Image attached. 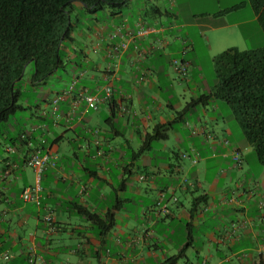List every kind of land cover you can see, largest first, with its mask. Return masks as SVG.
<instances>
[{
  "label": "crops",
  "instance_id": "obj_1",
  "mask_svg": "<svg viewBox=\"0 0 264 264\" xmlns=\"http://www.w3.org/2000/svg\"><path fill=\"white\" fill-rule=\"evenodd\" d=\"M167 1L169 7L154 9L152 23L144 17V8L135 17L131 14L134 9L126 6L121 12H110L111 24H100L90 31L104 43L103 48L100 46L95 51L102 53L101 58L107 62L106 65L87 62L89 66L79 72L72 71V81L77 80V87L72 94H65L58 121L47 132L37 125L30 127L31 133L36 135V146L42 143L45 151L51 150L58 157V166L48 168L41 177L40 203L22 199L24 190L34 187L37 182L34 186L26 185L20 193L13 192V183L22 178L19 172L22 170L25 175L28 166L24 156L15 153L14 148L5 149L10 157L4 158L0 176L12 174L14 180L9 186L12 192L0 190V204L4 202L6 206L4 210L0 209V218L11 212L19 214L20 218L16 226L11 219L7 221V229L3 228L4 219H0V235L8 241L4 252L11 257L10 261H5L4 252L1 253L0 264H33L31 259L35 260L34 264H171L169 259L181 251L184 254L176 264L264 263V208H260L264 192H259V185L249 190L244 182L238 188L228 187L226 180L222 182L221 178L214 177L208 190L195 192L201 190L200 170H195L193 184H186L181 175L188 170L187 165L195 167L193 160L198 154V162L203 158L208 162L215 157L212 153L205 157L195 144L186 160L176 151V142L187 143L181 134V130L187 129L180 128L179 123L186 125L189 114L183 118L178 114L181 103L174 100L173 77L179 74L172 67V62L180 56V61L188 64L189 71L192 68L201 70L197 57L188 58L191 51L196 50L193 35L188 30L182 32L180 27H195L201 31L209 29L214 34V31L229 27H257L260 25L258 15L249 0H242L233 5L232 10L242 8L248 12V19L236 22L218 20L217 15L222 13H217L196 23L185 21L179 24L181 7L178 0ZM165 14L171 16L175 23L167 21L164 25ZM140 26L155 28L157 32L138 38L134 34ZM214 36L217 37L216 47L222 48V40L218 35ZM199 37L204 41V34H199ZM122 43L127 44L126 49L120 46ZM199 76H202L201 71ZM71 82H64L60 91L66 92ZM187 82L195 88L192 90L185 86L183 93H194L192 98L211 92L207 81L187 79ZM106 85L112 87L110 102L116 107L114 118H111V103L100 104L98 110H91L84 100L79 101L81 92L85 90L101 96ZM41 91L46 90L41 88ZM47 92L50 100L59 91ZM46 108L42 107V110ZM207 108L202 106L204 114ZM102 118L106 130L99 124ZM158 124L168 130V137L158 142L161 151L138 155L136 152L140 150L146 134ZM61 126H64L63 130ZM171 132L175 134L176 142L170 141ZM195 132L192 134L203 135L207 146L211 144L205 128ZM67 134L75 135V138L66 139ZM118 138H123V142L117 141ZM169 141V145L163 147V142ZM223 149V157L232 160L229 167L242 170L246 158L241 148ZM236 155L241 159L237 166L233 164ZM175 158L181 159L182 163L174 164ZM158 165L165 168L170 179L168 184L158 183L162 170H159V175H150L148 168ZM149 187L158 192L148 199L150 204L141 203L144 208L134 213L136 204L133 198H125L124 194L131 189L143 198L142 193L146 191L148 194ZM117 198L123 200V206L117 211V223L105 236L98 235L97 224H91L71 209L73 202L78 201L103 217L115 207ZM191 200L193 203L190 205ZM230 204L234 206L231 210L241 215L237 220H230L228 216ZM211 212L216 214L219 223L206 232L204 228L211 221ZM149 213L151 219L148 218ZM46 215L53 219L52 231L43 219ZM133 219L142 220V235L129 233L137 230L131 224ZM150 222V226L161 222L164 226L169 222L186 224L181 227L180 236L167 238L160 229V235L151 231L148 228ZM196 231L203 237H196ZM67 239L71 244L65 245ZM12 250L16 252L10 253Z\"/></svg>",
  "mask_w": 264,
  "mask_h": 264
},
{
  "label": "trees",
  "instance_id": "obj_2",
  "mask_svg": "<svg viewBox=\"0 0 264 264\" xmlns=\"http://www.w3.org/2000/svg\"><path fill=\"white\" fill-rule=\"evenodd\" d=\"M249 2L264 34V0ZM126 6V0H0V149L12 147L26 162L33 153H44L43 144L36 146V135L26 127L25 121H20V115L30 112V125L40 126L46 132L58 121L64 100H60L57 112L53 111V100L64 97L65 92L60 91L62 87L54 88L52 84L47 87L46 84L52 77L61 76L71 68L79 72L89 66V56L84 49L76 48L77 38L73 34L79 29H93L89 23L84 25L83 13L96 14L109 8L115 14ZM214 62L218 79L215 89L192 98L178 114L183 118L214 100L226 102L264 167V46L243 51L231 47L219 53ZM27 67L30 75L26 78ZM41 88L46 91L42 92ZM49 90L59 92L49 100ZM110 107L111 118H114L115 104L112 102ZM167 131L166 126L158 124L146 134L136 153L141 155L151 151L155 142L168 137ZM57 166L58 157L56 165L49 168ZM122 206L123 200L117 198L115 207L103 217L78 201L73 202L71 209L91 224H97L98 235L105 236L117 223V211ZM260 208H264V202ZM4 238L0 235V254L8 245ZM183 254L181 251L169 262L176 264Z\"/></svg>",
  "mask_w": 264,
  "mask_h": 264
},
{
  "label": "rangeland",
  "instance_id": "obj_3",
  "mask_svg": "<svg viewBox=\"0 0 264 264\" xmlns=\"http://www.w3.org/2000/svg\"><path fill=\"white\" fill-rule=\"evenodd\" d=\"M127 6L134 9L131 14L135 17L140 15V9L144 8V17L148 19L151 23L153 22L152 17L154 14V9L156 7H160L161 9L164 7H169L170 3L167 0H126ZM242 2V0H178V5L181 7V18L177 21V23L182 22H188V23H196L198 20H201V18L206 17L208 15H217V13H222L221 15H217V19L221 20H227L230 22H236L240 20L248 19V12L242 10V8L232 10V6ZM168 10V9H167ZM80 11V10H79ZM111 10L109 8L104 9L102 11H99L96 14H85L83 13L84 18V25L89 23L90 28H96L100 26V24L106 25L112 23V17L110 16ZM164 25L167 24V21H172L175 23V21L171 18L169 15H164ZM99 19V23L98 20ZM118 25V24H117ZM88 26V24H87ZM247 28H237V27H229L228 29H220L217 31H214V34L218 35L220 40H222V48L216 47L215 37L212 33L213 31L209 29L205 30H199L195 27H189V28H182L180 27L179 30L184 32L185 30L190 31V33L193 35V40L196 42V50L191 51V54L188 55V58L194 56L197 57L201 62V70L192 68L190 71L188 70V73L186 77L180 76V75H174V100L179 101L181 104L178 105V108L181 110L185 107L187 102H190L194 93H183V88L185 86H189L192 88V90L195 88V85H188L187 79H194L196 82H198L199 79H202L204 81H207L209 83V88L211 90H214L217 83V75H216V68H215V57L223 52L224 50L236 47L239 50H248V49H256L259 47L264 46V34L262 32V29L259 26L256 27V25H248ZM88 29H79L73 32L74 37L76 36L75 46L76 48H82L85 50V52L88 54L90 62L94 63H100L103 65H106V61H104L101 58L102 53L95 51V49L99 48L100 46H104L103 42H100V40H97L95 36L90 32L87 31ZM199 34H204V41L199 37ZM211 35V36H210ZM211 39V42H210ZM104 50V49H103ZM184 55V54H183ZM182 55V56H183ZM187 55V54H186ZM180 56L178 58V61L180 62ZM92 64V63H90ZM73 68L69 69L67 72L63 73L61 76H55L52 77L48 83L46 84L47 87L48 84L54 85L53 87L59 88L63 86V83H70L72 81V73ZM200 71L202 72V76L200 75ZM30 75V68L27 67L26 69V78ZM189 75V76H188ZM198 75V76H197ZM176 76V77H175ZM187 78V79H186ZM190 81V80H189ZM179 84V85H178ZM71 86V85H70ZM213 103V104H212ZM211 104L208 105L206 113H203L202 106L200 108H196L191 111V113L186 117L187 122L186 125L182 122L179 123L180 128L183 127L187 130H181V134L183 135L184 139L187 140V143H177L175 140V134L173 132L170 133L171 139L170 141L173 143L176 142V151L178 154L182 156V158L188 157L190 153L191 147L195 144L197 145L198 149H200L204 156H208V153L214 154L215 158H212L211 160H208V162L203 158L199 162L195 163V167H192L190 165H187L186 168L188 170L186 173H182L184 181L186 184H193L192 179L193 175L196 172L195 170L199 169L200 173L202 175V179L200 181L201 184V190L195 191V192H205L209 189V182L214 178H221V181L226 180V185L229 187L238 188L242 182L245 183L246 189H253L255 185H259V192H264V167L259 161L257 160L255 151L251 145L248 144L246 137H245V130L241 123L237 120L234 112L232 109L227 105L226 102L220 101V100H214ZM30 112L24 113L20 115V121H25L26 127L30 129ZM99 124L102 125V127H105L104 118L99 122ZM205 128L207 131V134H209L208 141L211 142L207 146V141L201 134H192L193 131H202V129ZM64 129V126H61V130ZM106 130V127H105ZM191 130V131H190ZM196 133V132H195ZM75 138V135L67 134L66 139ZM117 141L123 142V138H118ZM169 142H163V147L168 146ZM219 141V142H218ZM220 143V144H217ZM157 145L158 142L154 143V148L149 153H159L161 149ZM66 146V145H64ZM68 146V145H67ZM63 147V146H62ZM69 147V146H68ZM227 149H234L235 147H240L244 157L246 158V161L243 165L242 170H234L233 168L229 167V162L232 160L226 159L223 157V151L224 148ZM6 148L0 149V168L3 167V161L4 158L10 157L8 153L5 151ZM166 151L165 149H163ZM212 150V151H211ZM12 153V152H11ZM232 155V154H231ZM223 157V158H222ZM228 161V162H227ZM174 164L182 163L181 159H173ZM233 164H238L237 161L233 159ZM141 166V164H138ZM234 165V166H235ZM237 166V165H236ZM185 168V169H186ZM26 173L25 175L22 173V170L19 172V174L22 176L20 177L17 182L13 183L14 191L13 192H22L24 187L28 184L35 185L36 184V174L33 168L27 167L25 168ZM159 170H162V178L158 182L159 184H168L169 180L166 175V171L164 167H161V165L158 166H152L148 168V171L150 172V175L153 173H156L159 175ZM2 171V169H1ZM16 173V172H15ZM140 175V174H139ZM128 177V176H127ZM139 176L137 175V178ZM5 181H2V179ZM129 178V177H128ZM234 178V179H233ZM14 180V175H2L0 176V190L6 191V192H12L11 188L9 187ZM144 183H141V185ZM150 185V184H149ZM152 186V184H151ZM148 194L145 192L142 193L143 198L138 197L136 194L137 191L128 189L126 191L127 193L124 194V197L133 198L134 204L136 206H133L134 213H138L139 210L144 208L143 204H150V201L148 199H151L152 194H156L158 192L157 189L149 187ZM132 192V193H131ZM153 192V193H152ZM147 195V196H146ZM197 198V197H196ZM2 197H0V200ZM192 199V197H190ZM254 201H258V199H254ZM128 204L129 206L132 205ZM191 203H193V200H191ZM6 206L4 205V202L0 204V209L4 210ZM234 206L231 204L229 205L228 211L233 209ZM258 207V203H257ZM252 208L255 209L256 206L252 202ZM209 211L208 208H204ZM206 213V212H205ZM211 221L207 223L206 228L204 230L207 232L209 228H214L218 226V219H216L215 213H210ZM238 214V215H237ZM228 216L231 219L237 220L241 215L239 212L230 211L228 213ZM228 216L227 219H228ZM151 214L149 213L148 218L151 219ZM20 216L17 213L7 214L4 218L5 223H3V228L7 229V221L10 219L14 221L13 226H16V222L19 220ZM145 220V219H144ZM142 221V220H141ZM139 220L133 219L131 221L132 225H135L137 227V230L135 231H129L132 235L139 236L144 233L142 228V222ZM151 222L149 223L148 228H151V231H154L156 235L159 234V229L162 231V233L165 234V236L172 237L175 235H181L180 229L183 226V224H186L185 222H182L181 224H178L177 222L174 223H168V225L164 226L163 222L150 226ZM196 237H203L201 233L198 231L195 232ZM10 239V238H9ZM26 243V242H25ZM28 244V243H27ZM71 244V241L69 239L66 240L65 245ZM196 246V245H195ZM194 246V247H195ZM198 246V244H197ZM7 250V248H6ZM5 250V251H6ZM16 252L15 250L11 251L10 253ZM1 260V257H0Z\"/></svg>",
  "mask_w": 264,
  "mask_h": 264
},
{
  "label": "built area",
  "instance_id": "obj_4",
  "mask_svg": "<svg viewBox=\"0 0 264 264\" xmlns=\"http://www.w3.org/2000/svg\"><path fill=\"white\" fill-rule=\"evenodd\" d=\"M155 32H157L155 28L140 26L136 30L134 35L138 38H143ZM120 46L124 49L127 48L126 43H122ZM172 67L180 76L186 75L188 71V64L181 62V61L179 62L178 60H174L172 62ZM76 82L77 80H73V82L71 83V86L65 92V94H72L73 90L76 87ZM103 91H104V94L99 96V95L89 93L87 90H85L83 93L81 92L80 100H84L88 108L97 110L99 108L100 103L109 101L112 97V87L110 85L104 86ZM64 97L59 96V97L54 98L53 100V111L54 112L59 111V102L60 100H63ZM198 157H199V154L196 156V158H194L193 160L194 163L198 162ZM56 160H57V155L52 153L51 150H46L44 151V153L37 151L36 153H33L27 159L26 166L33 168L37 174V184L34 187H29L24 190L22 194V199L25 202L34 201V202L40 203V192H42V186L40 184L41 177L43 173L47 170V168L54 167L56 165ZM234 160L237 161V163L241 162L239 155L235 156ZM43 219L45 220V222H47L49 226V230L52 231L53 230L52 217L50 215H46L44 216ZM3 258L5 261H9L11 259L10 254L8 252L3 253ZM30 262L34 264L35 260L31 259Z\"/></svg>",
  "mask_w": 264,
  "mask_h": 264
},
{
  "label": "clouds",
  "instance_id": "obj_5",
  "mask_svg": "<svg viewBox=\"0 0 264 264\" xmlns=\"http://www.w3.org/2000/svg\"><path fill=\"white\" fill-rule=\"evenodd\" d=\"M237 156V155H236Z\"/></svg>",
  "mask_w": 264,
  "mask_h": 264
}]
</instances>
